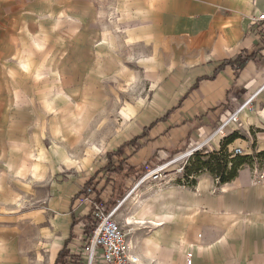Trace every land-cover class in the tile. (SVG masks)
<instances>
[{"label":"crops","instance_id":"0c3cea01","mask_svg":"<svg viewBox=\"0 0 264 264\" xmlns=\"http://www.w3.org/2000/svg\"><path fill=\"white\" fill-rule=\"evenodd\" d=\"M263 6L264 0H0V96L8 97L0 100V130L11 124L17 136L9 139V132H0V264H30V259L33 264H54L71 234L73 216L89 221L84 198L73 202L80 189L63 194L66 183L57 180L50 182L49 204L58 207L67 223L59 234L46 237L54 231L47 232L45 216L38 217L33 221L38 240L31 252L30 216L13 213L22 194H28L24 129L30 113L40 109L30 96L40 80L37 73L46 49H52L48 53L56 57L53 65L59 69L62 48L74 65L94 64L100 58L98 76L124 87L122 60L120 55L117 61L109 58L110 50L120 54L133 49L141 58L149 94L121 110L127 121L133 120L132 137L125 144L134 140L135 145L125 148L124 167L135 173L206 141L233 105L264 83V22L254 21ZM78 92L72 88V94ZM253 127L264 133L263 96L215 136L206 151L218 150L223 134H248ZM227 148H241L250 156L264 152V140L258 137L254 143L242 134ZM58 154L69 166L66 171L74 170V156L63 149ZM260 174L262 178L254 177L251 165H245L224 184H216L207 173L192 187L168 181L141 184L116 219L131 223L125 232L141 264H185L187 257L191 264H264V160ZM130 182L118 200L132 188ZM74 228L70 254L79 240Z\"/></svg>","mask_w":264,"mask_h":264},{"label":"rangeland","instance_id":"374dc122","mask_svg":"<svg viewBox=\"0 0 264 264\" xmlns=\"http://www.w3.org/2000/svg\"><path fill=\"white\" fill-rule=\"evenodd\" d=\"M48 50L52 49H46L44 63L39 64L41 71L37 75L41 76L37 82L36 90L31 88L34 93L30 96V102L34 105L38 104L40 109L30 113L29 126L24 129V141L26 140L28 143V152L24 150L23 159H25L24 164L29 168V176L23 178H26L24 188L26 184L29 185L28 194H22L21 200L15 204L13 209L16 217H21V214H29L30 216L31 226L27 234L31 252L32 247L35 250L36 245L33 246V244L35 241L37 244L38 240L36 238L37 227L36 224L34 226L33 222L38 217L45 216L46 231H54L53 235L47 233L46 237L55 236V232L57 235L61 229L67 227V223L64 224L63 222L61 211L56 210L58 207L52 208L49 204L50 182L57 180L66 183L62 189L63 194L71 193L75 189L81 190L84 183L107 164V155L118 150L125 144V141L132 137L130 123L133 120L127 121L126 114L121 110L127 109L128 104H133L134 99L143 100L147 98L145 95L149 94L143 81L144 71L141 58L135 52L133 53V49L122 50L120 54L116 53V48L110 50L109 58L114 57V60L117 61L120 55L122 60L120 72L125 74V87L124 83L118 80L98 76V64L102 60L100 58L94 64L80 63L74 65L68 62L70 60L68 53L65 52L66 49L62 48V65L59 69L57 64L53 65L56 57L48 53ZM99 55L101 56L100 53ZM105 55L107 54L105 53ZM94 56L96 60V52ZM64 60L65 62H63ZM6 65L2 66L5 68ZM93 66L95 69H92ZM94 77L96 79L101 78V80L99 79V86H95L98 81L93 80ZM0 78L2 79V77ZM102 83L106 89H101ZM72 88H77L78 94H72ZM106 91L108 95L105 94ZM56 92L59 95L55 97L54 93ZM6 98L8 97L0 96V100L2 99L4 102ZM52 99L54 100L51 101ZM50 101L51 103L47 104ZM251 129L258 131V128L255 127ZM14 130L10 124L8 128H2L0 132L5 134L9 132V139H12L17 137L14 135ZM240 133L248 138V134L245 132L240 131ZM257 137H261V134L258 136L251 135L254 143ZM59 149H63L74 156L73 160L76 161L74 170L66 171L69 166L60 161L62 157L58 154ZM184 152L171 157L169 160L162 161L152 168L148 166L141 168L139 170L140 177L135 181L131 180L130 186L133 187L137 184L147 172L156 169L157 166L167 164ZM187 167L190 168L184 159L170 165L160 173L161 183L168 181L171 177H182ZM135 173H133V177L136 178ZM160 181L150 177L144 184L159 183ZM78 203L80 202L78 201ZM19 204L22 205L21 208ZM76 222L77 225L73 234L75 238L79 237V240L77 244L72 245L71 255L73 257H70L68 261L74 262V264H83L82 262L86 259L84 247L87 236L84 233V227L79 223L80 220H76ZM42 243L44 244V242ZM30 264H33L32 259H30ZM94 264L101 263L96 260Z\"/></svg>","mask_w":264,"mask_h":264},{"label":"built area","instance_id":"2783aa9c","mask_svg":"<svg viewBox=\"0 0 264 264\" xmlns=\"http://www.w3.org/2000/svg\"><path fill=\"white\" fill-rule=\"evenodd\" d=\"M254 21L264 22V6L261 13L256 19H254ZM260 96L264 97V83L259 88L254 90L244 102L233 105V111L231 114L216 128V130L210 135L208 139H206V141L186 149L183 154L165 164L164 167L163 165L157 166L156 169L147 172V174L142 177L121 200H118L113 207L107 209L103 203L91 202L87 198L82 199V203H88L90 206V221H86L84 216L79 217L82 226L90 231V236L86 238V244L84 247L86 259L82 263L94 264L96 260H99L101 264H141L138 256L134 254V246L132 242L127 239V233L125 232V227L129 226L131 223L128 220H124L122 223H119L116 219L120 208L128 200H132L137 196L140 185L144 184L148 178L153 177L155 180L160 181V173L166 170L167 167L183 159L188 162V160L191 159L195 153L206 150L207 144L215 136L221 134L225 128L231 124L237 123L239 114L245 110L251 109L255 100ZM231 101L235 103L236 99L232 97ZM237 133L241 136L240 130H238ZM260 134V138L264 140V133H261L259 130L256 131L255 129H251L250 132H248V136L250 138L251 135L258 136ZM224 138H226V136L223 134L222 141ZM257 139L258 137L256 140ZM213 151L217 150H212L209 152ZM227 154L228 160H231L236 156H245L241 148H235L233 150H229L227 148ZM257 154L258 152L254 151V153L250 155L252 158V174L254 177L262 178V175L260 174L261 161L257 158ZM228 167H230V164H228ZM204 173L206 172L204 171L202 174ZM197 176L198 175L194 174L184 176L182 174V177L169 178L168 182L177 183L182 187H192L190 186V183L195 181ZM213 179L215 183L218 184V179L214 177ZM191 263V258L187 257L185 264Z\"/></svg>","mask_w":264,"mask_h":264},{"label":"trees","instance_id":"16d2710c","mask_svg":"<svg viewBox=\"0 0 264 264\" xmlns=\"http://www.w3.org/2000/svg\"><path fill=\"white\" fill-rule=\"evenodd\" d=\"M237 138H241V136L238 133H234L223 139L217 151L195 153L194 156L188 160L187 163L190 168H185L183 175L188 176L194 174L200 176L205 171L212 177L217 178L218 184H224L233 180L243 166H250L252 164V158L250 156H236L228 160L227 146L233 143ZM134 145L135 141L132 140L118 148L115 152L109 153L107 155V164L101 170L95 172L94 176L84 183L83 188L75 196L73 202L80 201L82 198H88L92 202L105 204L107 209L111 208L122 196L127 182L129 180L135 181L141 175L138 170L135 173V178L133 177V173L129 172L124 167L127 161L125 148ZM257 158L260 161L264 160V152L258 153ZM228 164H230V167H228ZM146 166L149 168L153 167L151 164H147ZM194 183L195 181L191 182L190 186H193ZM87 218L90 221V218ZM76 225L77 222L73 216L71 234L65 241L63 248L58 252L54 264H70L68 259L73 257V255L69 253L68 245L73 238L72 229ZM83 230L85 235L89 237L90 231L87 228Z\"/></svg>","mask_w":264,"mask_h":264},{"label":"bare ground","instance_id":"6f19581e","mask_svg":"<svg viewBox=\"0 0 264 264\" xmlns=\"http://www.w3.org/2000/svg\"><path fill=\"white\" fill-rule=\"evenodd\" d=\"M165 165H163V167H164ZM143 224V223H142Z\"/></svg>","mask_w":264,"mask_h":264}]
</instances>
